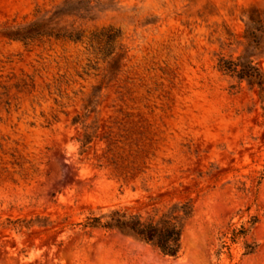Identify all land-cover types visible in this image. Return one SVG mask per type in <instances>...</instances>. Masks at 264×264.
<instances>
[{
  "label": "rangeland",
  "instance_id": "rangeland-1",
  "mask_svg": "<svg viewBox=\"0 0 264 264\" xmlns=\"http://www.w3.org/2000/svg\"><path fill=\"white\" fill-rule=\"evenodd\" d=\"M63 1L0 0V27ZM109 1L86 28L121 31L114 62L69 41L0 36V264H264V100L218 71L249 43L264 71L249 20L264 19V0ZM186 200L176 259L82 229L92 214L146 217Z\"/></svg>",
  "mask_w": 264,
  "mask_h": 264
},
{
  "label": "trees",
  "instance_id": "trees-1",
  "mask_svg": "<svg viewBox=\"0 0 264 264\" xmlns=\"http://www.w3.org/2000/svg\"><path fill=\"white\" fill-rule=\"evenodd\" d=\"M110 8L109 0H64L49 11H37L32 21L1 26L0 36L25 45L46 39L69 41L85 45L89 53L104 63L108 60L114 62L115 51L121 48V31L113 26L93 30L86 28L88 23L96 21ZM251 16L250 23L258 26L260 28L258 30L264 34V19L257 17L255 22ZM252 26L248 28L247 33L254 32L255 27ZM257 46L247 44L244 54L235 61L219 59L218 71L231 74L238 80L257 87L264 100V71L252 60L253 57H260L263 54V48L259 47V44ZM111 62L107 63L109 65L107 76H112L117 71L116 65H112ZM92 137L93 133L86 127L82 139L78 142L84 148L91 143ZM193 213L194 205L191 200L175 201L164 206L162 211L146 217L128 209H113L105 213L92 214L81 225L83 230L100 229L116 232L151 247L164 257L176 259L182 251L185 226ZM247 232L248 230L244 228L233 232L231 240L234 242L244 238ZM246 248L248 253L255 250V246Z\"/></svg>",
  "mask_w": 264,
  "mask_h": 264
}]
</instances>
